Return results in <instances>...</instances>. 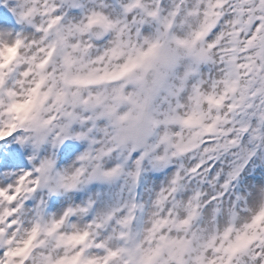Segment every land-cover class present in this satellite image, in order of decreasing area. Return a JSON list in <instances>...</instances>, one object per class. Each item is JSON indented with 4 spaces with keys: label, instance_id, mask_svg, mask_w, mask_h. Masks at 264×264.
I'll return each mask as SVG.
<instances>
[{
    "label": "clouds",
    "instance_id": "obj_1",
    "mask_svg": "<svg viewBox=\"0 0 264 264\" xmlns=\"http://www.w3.org/2000/svg\"><path fill=\"white\" fill-rule=\"evenodd\" d=\"M3 3L0 264H264V0ZM241 121L214 199L188 173Z\"/></svg>",
    "mask_w": 264,
    "mask_h": 264
},
{
    "label": "snow or ice",
    "instance_id": "obj_2",
    "mask_svg": "<svg viewBox=\"0 0 264 264\" xmlns=\"http://www.w3.org/2000/svg\"><path fill=\"white\" fill-rule=\"evenodd\" d=\"M218 0H201V11H206L207 7H211L213 4H216ZM233 0H227V3L224 4V7H227L228 4H231ZM135 7V2L130 3L125 7V12H131ZM175 12H171L170 15H175ZM158 15V8L155 7V0H153V10L146 13L147 18H155ZM11 20V15L9 14L8 7L3 3V0H0V24L8 23ZM145 22L144 17H136L132 20L133 24L137 26ZM250 129L248 128L247 123L241 121L238 126L231 130V135H227V138L219 141V143L213 141L215 147L209 146L205 149L206 156L203 158L202 162L194 169H192L188 175L200 179L201 176L207 175L208 177L214 178L215 182L219 187V191L213 197L214 199H222L223 196L232 190V184L235 183L239 176L245 172L252 162L254 153L246 151L243 149V146L240 142V137L242 135H247ZM257 136L253 135L251 139H256ZM231 152V159L228 160L224 165H220L219 161L222 159V153L227 154ZM217 161L218 163L212 168H209L208 165L212 161ZM136 166L139 169L141 165V160H136ZM201 168L205 172H201ZM180 175H184V172H181ZM253 260L257 262H264V247L257 248L253 254Z\"/></svg>",
    "mask_w": 264,
    "mask_h": 264
},
{
    "label": "rangeland",
    "instance_id": "obj_3",
    "mask_svg": "<svg viewBox=\"0 0 264 264\" xmlns=\"http://www.w3.org/2000/svg\"><path fill=\"white\" fill-rule=\"evenodd\" d=\"M160 179H163V177H162V176H160Z\"/></svg>",
    "mask_w": 264,
    "mask_h": 264
}]
</instances>
